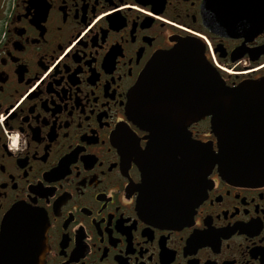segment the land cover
Here are the masks:
<instances>
[{
  "label": "flooded vegetation",
  "instance_id": "obj_1",
  "mask_svg": "<svg viewBox=\"0 0 264 264\" xmlns=\"http://www.w3.org/2000/svg\"><path fill=\"white\" fill-rule=\"evenodd\" d=\"M204 2L0 0V264H264V180L216 166L174 227L140 206L148 132L127 106L152 57L196 37L228 86L264 76V29L212 32ZM189 129L217 150L209 117ZM18 207L37 218L2 246Z\"/></svg>",
  "mask_w": 264,
  "mask_h": 264
},
{
  "label": "water",
  "instance_id": "obj_2",
  "mask_svg": "<svg viewBox=\"0 0 264 264\" xmlns=\"http://www.w3.org/2000/svg\"><path fill=\"white\" fill-rule=\"evenodd\" d=\"M204 8L205 23L212 32L248 37L264 29V0H205ZM205 52L199 38L178 39L152 57L129 96L130 119L148 132L141 152L151 150L165 157L158 140L164 135L178 156L163 169L173 175L164 182L156 180L145 161L142 165L139 161L143 172L140 206L165 227L192 217L206 197L208 176L216 166L229 181L264 180V76L230 87ZM162 113L168 116L166 128L159 126ZM207 117L217 150L213 141L196 139L189 129ZM33 218H37L34 210L13 209L2 224V246L17 235L16 228H26L22 220Z\"/></svg>",
  "mask_w": 264,
  "mask_h": 264
},
{
  "label": "bare ground",
  "instance_id": "obj_3",
  "mask_svg": "<svg viewBox=\"0 0 264 264\" xmlns=\"http://www.w3.org/2000/svg\"><path fill=\"white\" fill-rule=\"evenodd\" d=\"M226 71L228 72H232L233 68H228L225 67ZM159 126H164L166 128L167 126V122H168V116L166 113H162L161 116H159ZM172 133V132H171ZM158 140H160L159 142V146H161V149L163 150V152H166L165 157H160L158 155H156V152L153 151H145L141 153V157H140V163L142 165V162L145 161L150 169V171L152 170L154 172L155 178L156 180H162L163 182L165 181L166 178L169 177H173V175L169 174V173H165L164 172V168L166 167H170L172 163L176 162V160H178V156L177 155H173V150L172 148H169V146L167 145V141L168 139L164 136L161 135ZM180 152H184L185 150L183 148H178ZM151 171V173H153ZM180 175H176V177H179ZM183 176V175H181Z\"/></svg>",
  "mask_w": 264,
  "mask_h": 264
},
{
  "label": "built area",
  "instance_id": "obj_4",
  "mask_svg": "<svg viewBox=\"0 0 264 264\" xmlns=\"http://www.w3.org/2000/svg\"><path fill=\"white\" fill-rule=\"evenodd\" d=\"M208 46H209V49L212 50V46H211V44H210L209 42H208ZM213 61H214L215 65H216L217 67H219V68H221V69H223V70L226 69L225 66H223V65H221V64L219 63V61L215 58V56L213 57ZM226 70H227V69H226Z\"/></svg>",
  "mask_w": 264,
  "mask_h": 264
}]
</instances>
